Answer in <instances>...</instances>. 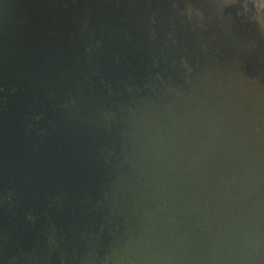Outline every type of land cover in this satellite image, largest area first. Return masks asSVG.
I'll use <instances>...</instances> for the list:
<instances>
[{"label":"water","instance_id":"1","mask_svg":"<svg viewBox=\"0 0 264 264\" xmlns=\"http://www.w3.org/2000/svg\"><path fill=\"white\" fill-rule=\"evenodd\" d=\"M0 264H264V0H0Z\"/></svg>","mask_w":264,"mask_h":264}]
</instances>
